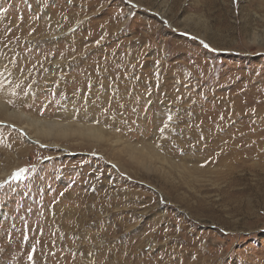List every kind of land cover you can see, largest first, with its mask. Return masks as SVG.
I'll list each match as a JSON object with an SVG mask.
<instances>
[{"label": "rangeland", "instance_id": "obj_1", "mask_svg": "<svg viewBox=\"0 0 264 264\" xmlns=\"http://www.w3.org/2000/svg\"><path fill=\"white\" fill-rule=\"evenodd\" d=\"M0 88L107 133L0 118V264H264V0H0Z\"/></svg>", "mask_w": 264, "mask_h": 264}, {"label": "bare ground", "instance_id": "obj_2", "mask_svg": "<svg viewBox=\"0 0 264 264\" xmlns=\"http://www.w3.org/2000/svg\"><path fill=\"white\" fill-rule=\"evenodd\" d=\"M49 59V58H48ZM59 65V64H58ZM61 67V65H60ZM87 68V67H86ZM6 70V69H4ZM8 70V69H7ZM10 70V69H9ZM82 70V69H81ZM85 71V70H84ZM42 72V71H41ZM83 73V72H82ZM39 75V74H38ZM86 76V75H85ZM36 77V76H35ZM50 77V76H49ZM59 77V81L63 78ZM25 78V77H24ZM38 78V76H37ZM48 78V75H47ZM51 78V77H50ZM90 78V77H89ZM128 78V77H127ZM66 79V78H65ZM112 79V78H111ZM120 79V78H119ZM25 81V80H24ZM80 81V80H79ZM89 81V80H88ZM93 81V80H92ZM2 82V81H1ZM39 82H41L39 80ZM107 82V81H106ZM132 82V81H131ZM88 83V82H87ZM104 83V82H103ZM102 83V84H103ZM123 83V82H122ZM34 84V83H32ZM55 84V82H54ZM90 84V83H89ZM50 85V84H49ZM62 85V84H61ZM31 86V85H30ZM88 86V85H87ZM112 86V85H111ZM134 87V86H133ZM53 88V87H52ZM85 88V87H84ZM99 88L102 89V86ZM112 88L117 89L120 88L119 86H112ZM27 90V89H26ZM39 90V89H38ZM72 90V89H71ZM74 90L77 92L81 90L80 84L76 83ZM83 90V89H82ZM53 91V90H52ZM112 91V90H111ZM143 91V90H142ZM55 92V91H54ZM92 92V91H91ZM100 92V91H99ZM83 93V92H82ZM132 93V92H131ZM137 93V92H136ZM139 93V92H138ZM144 93V92H143ZM27 94V93H26ZM22 95V94H21ZM107 95V94H106ZM110 95V94H109ZM113 95V94H112ZM16 94L9 96V92L5 91L4 89L0 88V118L3 120L4 118L10 119H23L24 121V129L28 132L32 133L33 138L38 139H50L54 141L58 137L65 138V137H75L76 139H80L81 141H89V142H100L103 140L105 136H107L105 130H103L102 125L97 122H74V115L73 111L65 112V118L62 117H52V118H40L34 115H29L24 113L22 110L16 108ZM102 96V95H101ZM97 97V96H96ZM122 97V98H120ZM108 98V97H107ZM113 98V97H111ZM131 94L127 89V83L125 86L122 87L120 95H119V102L118 105L125 109H129ZM137 98V96H136ZM30 99V98H29ZM114 99V98H113ZM146 99V98H145ZM23 100V99H22ZM74 100V99H73ZM102 100V97L100 98ZM147 100V99H146ZM26 101V100H25ZM108 101V99H107ZM104 102V101H103ZM73 103V102H72ZM76 103V102H75ZM144 103V102H143ZM21 104V103H20ZM77 104V103H76ZM115 105V104H114ZM93 106V105H92ZM133 106V105H132ZM145 106V105H144ZM104 107V106H103ZM94 108V107H93ZM108 108V107H107ZM232 108V107H231ZM56 109V108H55ZM127 109V110H128ZM89 110V109H88ZM94 109L93 111H95ZM138 110V109H137ZM90 111V110H89ZM138 114V113H137ZM81 116L90 117L92 120L99 119L97 115H91L88 112H81ZM62 116V115H61ZM246 116V115H245ZM228 119V118H227ZM88 121V120H87ZM20 124V123H19ZM107 128V127H106ZM108 130V129H107ZM109 133V132H108ZM115 136V135H114ZM112 139V138H111ZM74 140V139H73ZM106 141V140H105ZM116 141V140H115ZM118 141V139H117ZM45 143V142H44ZM262 143V141L260 142ZM32 149V148H31ZM148 149V148H147ZM70 150V149H69ZM132 150V149H131ZM148 151V150H147ZM149 152V151H148ZM146 152V153H148ZM232 152V151H229ZM141 153V152H140ZM139 153V154H140ZM158 153V152H157ZM156 153V154H157ZM159 154V153H158ZM236 155V153H234ZM149 156V155H148ZM234 156V155H233ZM237 156V155H236ZM142 157V156H141ZM144 157V156H143ZM162 157V156H161ZM230 157V156H229ZM224 158V157H223ZM161 159V158H160ZM229 159V158H228ZM234 160V159H233ZM236 160V159H235ZM142 161V160H141ZM160 162V161H159ZM163 162V161H162ZM229 162V161H228ZM141 164L145 165L143 162ZM226 163V162H225ZM226 166V165H225ZM227 166H229L227 164ZM233 166V165H232ZM7 172H3L5 175ZM238 188V187H237ZM227 196V195H226Z\"/></svg>", "mask_w": 264, "mask_h": 264}]
</instances>
